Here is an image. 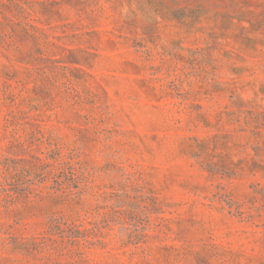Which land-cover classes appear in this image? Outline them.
<instances>
[{
  "label": "rangeland",
  "instance_id": "1",
  "mask_svg": "<svg viewBox=\"0 0 264 264\" xmlns=\"http://www.w3.org/2000/svg\"><path fill=\"white\" fill-rule=\"evenodd\" d=\"M0 264H264V0H0Z\"/></svg>",
  "mask_w": 264,
  "mask_h": 264
}]
</instances>
